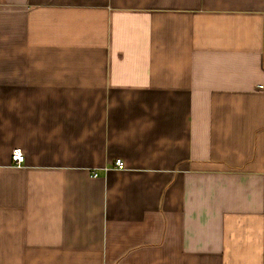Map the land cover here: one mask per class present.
<instances>
[{"label":"crops","instance_id":"0c3cea01","mask_svg":"<svg viewBox=\"0 0 264 264\" xmlns=\"http://www.w3.org/2000/svg\"><path fill=\"white\" fill-rule=\"evenodd\" d=\"M0 264H264V0H0Z\"/></svg>","mask_w":264,"mask_h":264},{"label":"built area","instance_id":"2783aa9c","mask_svg":"<svg viewBox=\"0 0 264 264\" xmlns=\"http://www.w3.org/2000/svg\"><path fill=\"white\" fill-rule=\"evenodd\" d=\"M12 161L15 163L16 166L20 167L22 166L26 161V156L21 148H16L12 152ZM116 169L123 170L125 169V163L123 160H117L115 162ZM106 171L109 170L108 168L105 169ZM95 177H98L97 173H94Z\"/></svg>","mask_w":264,"mask_h":264}]
</instances>
